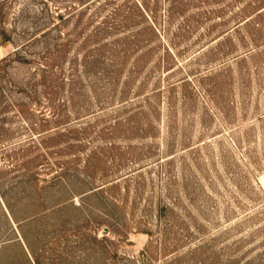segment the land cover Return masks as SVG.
<instances>
[{
	"label": "rangeland",
	"instance_id": "1",
	"mask_svg": "<svg viewBox=\"0 0 264 264\" xmlns=\"http://www.w3.org/2000/svg\"><path fill=\"white\" fill-rule=\"evenodd\" d=\"M0 264H264V0H0Z\"/></svg>",
	"mask_w": 264,
	"mask_h": 264
},
{
	"label": "trees",
	"instance_id": "2",
	"mask_svg": "<svg viewBox=\"0 0 264 264\" xmlns=\"http://www.w3.org/2000/svg\"><path fill=\"white\" fill-rule=\"evenodd\" d=\"M81 9V8H80ZM59 17H62L61 16V14H60V16ZM67 17V16H66ZM65 17V18H66ZM98 32H99V30H98ZM56 46V45H55ZM83 47V46H82ZM77 56L79 57V54H77ZM76 57V56H75ZM101 57V53L100 52H98V54H93V53H88V52H86V53H84L83 54V59H82V62H78L77 63V70H79V67L78 66H83V67H94L93 66V64H92V62L93 61H98V60H100L99 58ZM89 58H92V59H90L89 60ZM47 67V64H46V66L45 67H42V68H46ZM55 115H58V112H56L55 113ZM87 175L88 176H91V174L88 172L87 173ZM109 181V182H108ZM112 184L113 183V181H110V180H105V182H104V185L103 186H101V187H98V188H96V189H93V187H90V188H88L86 191V193H89V192H93V191H95V190H97V189H100V188H103V187H105L106 185H108V184ZM165 206H167V204H163V207L165 208ZM140 230H142V231H144V232H146L148 235H149V237H150V239H149V241H148V244H147V246H148V251L147 250H145L143 253L145 254H147V252H150L151 250H152V247H149L151 244H153L154 242H156V239L154 240V238H152V236H153V230L150 228V227H141L140 228Z\"/></svg>",
	"mask_w": 264,
	"mask_h": 264
}]
</instances>
